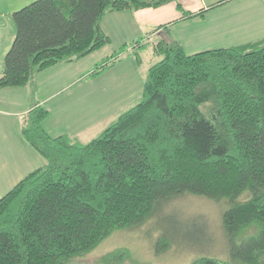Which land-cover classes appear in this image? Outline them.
Returning a JSON list of instances; mask_svg holds the SVG:
<instances>
[{
    "label": "trees",
    "instance_id": "1",
    "mask_svg": "<svg viewBox=\"0 0 264 264\" xmlns=\"http://www.w3.org/2000/svg\"><path fill=\"white\" fill-rule=\"evenodd\" d=\"M170 1L182 17L205 11H184L179 0H32L12 12L16 31L0 88H33L39 71L108 44L100 25L106 12ZM168 25L156 28L166 36L153 44L158 59L144 71L138 98L90 140L48 133L41 104L24 114L21 134L44 162L0 196V264H83L75 259L114 230L152 216L157 252L172 245L201 251L178 230L185 224L178 217L186 216L164 212L184 194L222 204L227 246L225 259L200 254L186 264H264V36L187 53ZM131 44L140 47L142 39ZM129 257L127 247H117L101 259L124 264Z\"/></svg>",
    "mask_w": 264,
    "mask_h": 264
},
{
    "label": "rangeland",
    "instance_id": "2",
    "mask_svg": "<svg viewBox=\"0 0 264 264\" xmlns=\"http://www.w3.org/2000/svg\"><path fill=\"white\" fill-rule=\"evenodd\" d=\"M31 1L18 5V1L15 2L14 0L11 5L13 7L7 8V11L0 15V74L4 66L5 53L10 47L16 31L11 16L12 12ZM179 1L185 9L198 10L202 6V2L213 0ZM237 5L239 4L224 6L212 11L210 15H215L217 18V22L214 21L217 25L214 27L210 21L211 16H207V19L201 22H194V32L202 35L199 32L202 31L203 34H208L214 39L221 32H225L221 38H227V41L243 38L247 31L242 30L240 34L241 31L233 29L228 21L236 15ZM160 7L166 9L168 14L171 12L168 18L181 13L175 1L162 4ZM111 15L113 14H106L102 19L106 29H108L107 21H109ZM221 19L224 22H221ZM177 27V32L181 34V26ZM161 37L162 35L155 34L142 38L140 47L133 48L132 44L128 43L123 47V50H119L115 40H112L105 47L81 57L76 64H58L40 72L35 82V98L48 111L45 121L50 128L49 133L56 136L59 133L68 132L83 142L100 133L115 118L116 115L113 114L115 110V114H117L122 107L133 102L140 95L143 80L142 73L150 62L158 59L153 53V44ZM183 38L199 41V43H193L192 45L187 44L186 51L189 53L200 50L201 46L206 44L205 41L197 38L184 36V33ZM114 50L119 52L115 61L103 67L97 74H89V71L94 69L96 65H100L102 59ZM134 51L139 54L141 61L139 64L136 62ZM79 72H82L81 77L76 75ZM74 76L77 79L67 87L66 82H69ZM28 93H30L28 85L4 87L0 92V106L7 104L10 107L23 110L28 101ZM59 93H62V96L59 97ZM203 109H205V106ZM7 120H9L7 123L12 122L11 118L5 116L3 120L5 125ZM15 124H18L16 118ZM11 187L12 185L8 184L0 186V196ZM216 202L201 196L184 194L171 199L164 207L166 213L174 210L179 215L188 217H178V219L185 222V224L180 225L178 230L186 233L183 236V238H186L184 240L186 243L199 247L201 251L189 246L179 248L172 245L163 252H157L155 243L159 235V228L153 225L157 216H152L138 227L114 230L95 248L83 256L77 257L75 261L83 264H104L101 259L103 254L117 247H127L130 251L129 260L125 261L124 264H186L193 257L200 254L225 259L227 258L226 234L220 220V213L223 208L222 204ZM194 213L201 214L207 220L196 216ZM205 227L210 236L209 239L204 236Z\"/></svg>",
    "mask_w": 264,
    "mask_h": 264
},
{
    "label": "crops",
    "instance_id": "3",
    "mask_svg": "<svg viewBox=\"0 0 264 264\" xmlns=\"http://www.w3.org/2000/svg\"><path fill=\"white\" fill-rule=\"evenodd\" d=\"M16 1H18V5H21L22 3H26L29 0H15V2ZM217 1L219 0L202 2V6L198 10L185 9L181 4L184 11L197 12L200 9H205L203 14L192 17H182L183 14L180 10V14L168 18V16L170 17L171 12L168 14V11L166 9H162V7H160L162 6V4L156 7H143L134 10H110L103 15L100 20V25L103 31L109 36L110 41L115 40V43H117L118 45V49L124 46V44L131 43L135 39H142L155 34H160L162 35V37H165L166 33L164 32V30L161 27L158 29L156 28L159 27V25L167 23L169 24L168 29L170 35L173 38L177 39L183 45L185 51L187 44L192 45L193 43H199V41L196 39L193 41L191 40V38L185 40V38H183V33L184 36L188 35L192 38H197L201 41H205V46H201L202 48L200 47V50L209 47H225L230 45H237L258 40L264 36V0H227L216 6L207 8L209 5ZM13 2L14 0H0V15H2L3 12H6L7 8L13 7L11 6ZM228 4H239L237 5L238 11L236 15L228 21L230 22L229 24L233 26V29L241 31L240 34L242 33V30L247 31L245 32V36H242L243 38H238L233 41H227V38H221V36L225 32H221L217 37H215V39L208 34H203L202 31L198 30L202 35H198L194 32L195 29L193 28V23L196 21L201 22L203 20H206L207 16H211L210 21L212 23V26H216L217 23H215L214 21L217 22V18L215 17V15H210L211 12L219 8H223L224 6H230ZM106 14H113L109 17V21H107L108 29L104 27L102 22V19ZM243 21H245V23H243ZM221 22L224 21L221 19ZM177 26H181L180 28L182 31L179 30L181 34L177 32ZM105 46L106 45H104L103 47ZM77 60L78 59L69 62L55 63L49 67L64 63H67L68 65L76 64L78 62ZM43 70L38 72L35 78V82L39 73ZM81 73L82 72H79V74L76 75H80L81 77ZM143 74L144 72L142 73V76ZM76 79L77 77L75 78L74 76L69 82H66V86L68 87L69 84H73ZM28 86L30 87V93H28L27 95L28 101L26 102V106L23 108V110L10 107L7 104H3L0 106V186L5 184L13 186L20 178H22L31 170L37 168L38 166H41L44 162V158H41L39 153L31 145L28 144V142L23 138L20 131L21 121L24 114L29 110L33 103L40 104L39 100H36L35 98V84L33 85V88L30 85ZM3 89L4 87L0 88V92ZM58 96H62V93H59ZM5 116L7 118H11L12 122L7 123L9 121L7 120L5 125L3 122ZM15 118L16 120L18 119L17 125L15 124ZM45 120L46 119L44 118L42 126L49 133L50 128L47 126ZM63 133L68 132H62L59 134ZM68 134L72 135L71 133ZM15 178L17 179L16 181Z\"/></svg>",
    "mask_w": 264,
    "mask_h": 264
}]
</instances>
